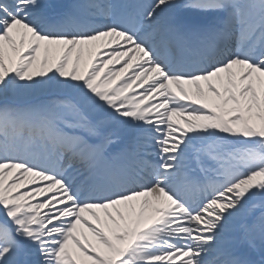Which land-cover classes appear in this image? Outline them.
Masks as SVG:
<instances>
[{"label": "snow or ice", "instance_id": "1", "mask_svg": "<svg viewBox=\"0 0 264 264\" xmlns=\"http://www.w3.org/2000/svg\"><path fill=\"white\" fill-rule=\"evenodd\" d=\"M0 264H264V0H0Z\"/></svg>", "mask_w": 264, "mask_h": 264}]
</instances>
